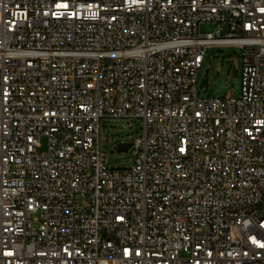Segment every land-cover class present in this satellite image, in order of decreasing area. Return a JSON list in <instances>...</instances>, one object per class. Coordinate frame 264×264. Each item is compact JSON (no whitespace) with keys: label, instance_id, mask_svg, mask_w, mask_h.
Wrapping results in <instances>:
<instances>
[{"label":"built area","instance_id":"built-area-1","mask_svg":"<svg viewBox=\"0 0 264 264\" xmlns=\"http://www.w3.org/2000/svg\"><path fill=\"white\" fill-rule=\"evenodd\" d=\"M211 47L239 97L198 98ZM0 264H264V0H0Z\"/></svg>","mask_w":264,"mask_h":264},{"label":"rangeland","instance_id":"rangeland-1","mask_svg":"<svg viewBox=\"0 0 264 264\" xmlns=\"http://www.w3.org/2000/svg\"><path fill=\"white\" fill-rule=\"evenodd\" d=\"M216 25L202 23L198 26V32L208 34L214 32ZM225 35L223 31L222 36ZM208 71L207 88L200 87ZM241 53L234 47H211L207 49L202 68L198 74V98H237L240 95L241 84ZM141 134V122L139 120L110 119L102 120L100 123L99 143L104 153L108 169H126L134 164V157L130 150L117 152L116 145L130 144L132 140ZM42 147L46 149L45 140L41 141ZM37 215L31 217L35 225Z\"/></svg>","mask_w":264,"mask_h":264},{"label":"water","instance_id":"water-1","mask_svg":"<svg viewBox=\"0 0 264 264\" xmlns=\"http://www.w3.org/2000/svg\"><path fill=\"white\" fill-rule=\"evenodd\" d=\"M207 73L208 71L205 72V77H204V80L202 81L200 87H204V88H207V85H208V77H207ZM130 145L129 144H118L117 147H116V151L117 152H126L128 151Z\"/></svg>","mask_w":264,"mask_h":264}]
</instances>
